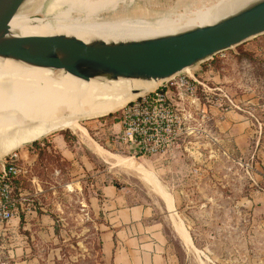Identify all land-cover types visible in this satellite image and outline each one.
I'll list each match as a JSON object with an SVG mask.
<instances>
[{
	"label": "rangeland",
	"instance_id": "rangeland-1",
	"mask_svg": "<svg viewBox=\"0 0 264 264\" xmlns=\"http://www.w3.org/2000/svg\"><path fill=\"white\" fill-rule=\"evenodd\" d=\"M49 1L43 2L42 14ZM190 1L197 0H133L130 5H121L120 10L122 14L160 13ZM256 39L182 74L180 77L195 82L194 94L176 85L169 87L170 82L165 85L193 130L172 153L139 158L108 146L109 134L116 132L103 135L100 124L116 122L121 110L111 114L112 118L104 116L77 123L87 132L89 144L137 163L152 181L123 167L105 164L74 130L66 129L69 140H64L72 155L70 160L63 158L52 144L60 132L36 142V147L34 143L16 151L23 168L21 190L26 205L31 213L50 217L57 230L50 239L36 229L30 232V256L37 258L35 264H108L100 251L103 217L92 206L93 198L99 196L98 189L104 185H114L133 204L156 206L166 198L174 201L176 214L190 239V246L186 247L172 241L178 264H264V214L254 213L248 203L250 195L263 187L258 182L254 160L232 151L211 121L202 118L200 109L201 105L221 102L225 108L235 106L253 116L261 115L264 57L244 50ZM261 174L264 181V173ZM24 224L23 220L20 227ZM20 233L24 234L21 228ZM2 246L5 245L0 242V264H14Z\"/></svg>",
	"mask_w": 264,
	"mask_h": 264
},
{
	"label": "bare ground",
	"instance_id": "bare-ground-1",
	"mask_svg": "<svg viewBox=\"0 0 264 264\" xmlns=\"http://www.w3.org/2000/svg\"><path fill=\"white\" fill-rule=\"evenodd\" d=\"M44 1H29L22 13L9 22L12 31L21 37L62 34L85 42L154 38L211 25L255 0H197L181 2L160 13L125 14L120 6L130 5L133 0H50L43 15L30 21L26 15L42 13ZM156 86L138 82L84 84L69 76L56 78L42 70H25L8 62L0 64V160L57 129H69L78 132L105 164L123 167L150 180L151 176L137 163L89 144L87 132L77 123L79 119L101 118L121 110L135 98L132 91H138L139 96ZM165 202L171 209L167 198ZM182 226L175 223V230L182 244L190 246Z\"/></svg>",
	"mask_w": 264,
	"mask_h": 264
},
{
	"label": "water",
	"instance_id": "water-1",
	"mask_svg": "<svg viewBox=\"0 0 264 264\" xmlns=\"http://www.w3.org/2000/svg\"><path fill=\"white\" fill-rule=\"evenodd\" d=\"M29 1L0 0V64L8 62L25 70H42L56 78L69 76L84 84H157L139 96H136L138 91H132L135 98L127 105L164 87L202 62L264 36V0H255L211 25L173 35L115 42H85L62 34L21 37L12 31L9 22L22 13ZM37 13L43 15L37 11L26 16L32 21L41 17L36 16ZM111 114L114 113L106 117ZM81 120L90 119L78 122Z\"/></svg>",
	"mask_w": 264,
	"mask_h": 264
},
{
	"label": "crops",
	"instance_id": "crops-1",
	"mask_svg": "<svg viewBox=\"0 0 264 264\" xmlns=\"http://www.w3.org/2000/svg\"><path fill=\"white\" fill-rule=\"evenodd\" d=\"M244 50L255 53V56L264 57V36L251 41ZM200 109L206 115L205 121H211L218 134L227 140L232 151L254 160L253 165L258 172L257 179L263 187L250 195L248 203L254 213L264 214V181L261 177V173H264V97L259 109L260 116H250L247 110L235 106L225 108L221 102L201 105ZM254 112L256 113V110ZM100 127L103 135L110 132L118 133L121 130V125L114 120L110 123L104 121ZM52 144L63 158L70 160L72 155L61 136L54 137ZM23 158L30 160L26 154H23ZM98 191L99 196L93 198L92 206L103 217L100 251L104 262L178 264L172 241H177L182 246L183 244L174 223L181 225L183 223L176 214L173 200H170L172 208L169 209L162 200L156 206L133 204L126 193L114 185H104ZM26 214L30 216L29 219L28 215L24 218L25 224L22 227L20 219H13L6 228H0V242L5 245L1 248L6 249L5 256L14 261V264L37 262L35 256H30L32 249L29 242L32 229H36L34 231H39L41 236L49 239L54 236V222L50 217L34 212ZM20 228L24 234L20 233ZM15 258L17 260H14Z\"/></svg>",
	"mask_w": 264,
	"mask_h": 264
},
{
	"label": "built area",
	"instance_id": "built-area-1",
	"mask_svg": "<svg viewBox=\"0 0 264 264\" xmlns=\"http://www.w3.org/2000/svg\"><path fill=\"white\" fill-rule=\"evenodd\" d=\"M182 87L190 95L195 93V82L188 77H177L169 87ZM164 86L146 94L121 110L115 119L121 125L118 133H110L107 145L135 157L163 156L189 137L188 119L169 97ZM263 95L260 100L263 101ZM261 107V104H259ZM204 114V113H203ZM251 116V113L248 112ZM206 115L202 117L204 120ZM23 168L19 154L13 152L0 163V228H6L13 219L30 212L21 190Z\"/></svg>",
	"mask_w": 264,
	"mask_h": 264
},
{
	"label": "trees",
	"instance_id": "trees-1",
	"mask_svg": "<svg viewBox=\"0 0 264 264\" xmlns=\"http://www.w3.org/2000/svg\"><path fill=\"white\" fill-rule=\"evenodd\" d=\"M109 118H112V115H110ZM60 135L63 136V138H64V140H65L66 142L69 140V133H68V131H64V132L61 131V132H60ZM33 146L36 147V146H37V143H35ZM23 217H24L23 215L20 216V224H21V225H22L23 220H24ZM56 231H57V230L55 229V232H56Z\"/></svg>",
	"mask_w": 264,
	"mask_h": 264
}]
</instances>
